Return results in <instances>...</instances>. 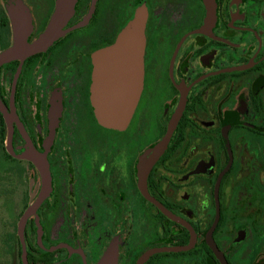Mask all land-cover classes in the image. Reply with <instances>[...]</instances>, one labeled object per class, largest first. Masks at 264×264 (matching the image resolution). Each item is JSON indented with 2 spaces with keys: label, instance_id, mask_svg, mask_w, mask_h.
I'll return each instance as SVG.
<instances>
[{
  "label": "flooded vegetation",
  "instance_id": "obj_1",
  "mask_svg": "<svg viewBox=\"0 0 264 264\" xmlns=\"http://www.w3.org/2000/svg\"><path fill=\"white\" fill-rule=\"evenodd\" d=\"M55 5L0 0V51L13 45L15 23L28 29L27 44L37 39ZM137 8L142 88L126 126L104 127L90 99L92 54ZM60 30L45 49L0 65V103L31 141L13 119L14 155L42 153L50 172L22 231L26 264H95L111 246L116 264L156 248L177 249L141 264H264V0H74ZM10 156L28 181L19 211L12 204L8 220L0 209V264H22L17 225L40 177L30 160ZM12 196L0 193V206Z\"/></svg>",
  "mask_w": 264,
  "mask_h": 264
},
{
  "label": "water",
  "instance_id": "obj_2",
  "mask_svg": "<svg viewBox=\"0 0 264 264\" xmlns=\"http://www.w3.org/2000/svg\"><path fill=\"white\" fill-rule=\"evenodd\" d=\"M74 0H56L54 11L45 30L31 44L26 43V28L19 29L25 24L15 23L13 45L0 51V65L12 59L23 60L28 55L41 51L49 46L61 33V25L70 15ZM16 19H14V22ZM18 22V21H17ZM144 23L145 11L137 8L133 17L119 31L115 40L109 45L99 48L92 54V78L90 86V99L94 106V113L99 124L108 128L123 129L130 118L136 100L142 88L143 76V52H144ZM26 29V31H24ZM0 112L8 127V134L5 140V148L10 155L17 158L30 160L38 171L40 177V190L32 204H30L19 219L17 232L21 243V260L26 264V251L22 231L26 217L35 210L47 195L50 189V172L45 155L28 148L27 152L14 155L11 143V122L14 119L18 124L23 138L31 145L30 139L21 129L14 111L8 113L0 103ZM177 118L169 123L168 130L164 137L156 144L152 154L145 162L141 171L144 187L145 178L149 169L158 155L165 149L172 128ZM142 192H147L142 188ZM36 224L38 221L36 219ZM177 248H156L144 252L136 264L142 261L151 253L157 250H174ZM116 247L107 248L95 264H116Z\"/></svg>",
  "mask_w": 264,
  "mask_h": 264
},
{
  "label": "trees",
  "instance_id": "obj_3",
  "mask_svg": "<svg viewBox=\"0 0 264 264\" xmlns=\"http://www.w3.org/2000/svg\"><path fill=\"white\" fill-rule=\"evenodd\" d=\"M3 14L0 11V17H2ZM2 23L0 24V27L2 28ZM2 30V29H1ZM0 124L2 125L3 122L0 120ZM4 128L3 126L0 128V130L2 131ZM3 132H0V144L2 145V141H3ZM3 148H1L2 150ZM1 155V161H2V165L0 164V175L2 174V179L1 181L4 182L5 184L11 183V180L14 176V179L16 178V180H18V182L22 183L25 182L27 185V181H28V174L26 173L24 167L22 165L19 164H15L12 165L10 163V161L15 160L14 158H12L9 154H7L6 152L2 151ZM5 161L7 162V164L5 165ZM3 185V184H2ZM9 186V185H8ZM26 189V187H25ZM2 192H8V188L6 186H2V189L0 190Z\"/></svg>",
  "mask_w": 264,
  "mask_h": 264
},
{
  "label": "rangeland",
  "instance_id": "obj_4",
  "mask_svg": "<svg viewBox=\"0 0 264 264\" xmlns=\"http://www.w3.org/2000/svg\"><path fill=\"white\" fill-rule=\"evenodd\" d=\"M12 10V13H15V12H13V11H16L15 9H11ZM0 154H2L1 153V147H0ZM0 157H1V155H0ZM0 164L2 165V161H1V158H0ZM7 164V162L5 161V165ZM2 174L0 175V178H2ZM2 179H0V190L2 189V186H6L7 188H8V192L6 191V192H2V191H0V193H11V192H14V193H16V195L17 196H15V197H9V199L8 200H6V201H4V206L3 205H1L0 206V209L2 208V209H6L7 208V210L5 211V213L4 212H2V213H4V215H5V217L6 218H8V220L10 219V216L13 214V211H12V209H13V207H12V204H13V206L15 205V211L16 212H18L19 211V209H20V207H19V205L18 204H20L21 203V201H19L20 200V196H19V194H22V192H23V189L26 187V183L25 182H22V183H20V182H18V180H16V178L14 179V190H12V187L10 186H8V185H10V184H8V183H4V182H2L1 181ZM39 183H40V181L39 180H37V182H36V185L38 186L39 185ZM3 184V185H2ZM6 198V197H5ZM8 198V197H7ZM12 198H14V199H16L15 201H16V204H15V201H13L12 200ZM2 199V198H1ZM11 199V200H10ZM10 201H13V203H10ZM19 202V203H18ZM0 204H3V201H1V203ZM2 213H0V215L2 214ZM3 215V216H4ZM117 249V248H116ZM116 252H117V250H116ZM1 254V253H0Z\"/></svg>",
  "mask_w": 264,
  "mask_h": 264
}]
</instances>
